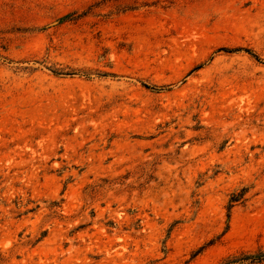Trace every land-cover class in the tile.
<instances>
[{"label":"rangeland","instance_id":"374dc122","mask_svg":"<svg viewBox=\"0 0 264 264\" xmlns=\"http://www.w3.org/2000/svg\"><path fill=\"white\" fill-rule=\"evenodd\" d=\"M261 254L264 0H0V264Z\"/></svg>","mask_w":264,"mask_h":264},{"label":"trees","instance_id":"16d2710c","mask_svg":"<svg viewBox=\"0 0 264 264\" xmlns=\"http://www.w3.org/2000/svg\"><path fill=\"white\" fill-rule=\"evenodd\" d=\"M245 192H246V189L245 188H241V190L237 194L232 195L230 197V199H229V203H230L229 207H231L234 202L242 199ZM244 260H248L250 262L261 261V260H264V254L257 255V256H254V257L253 256H248V257H244L242 259H235V260H232L231 262L225 263V264H237L238 262H242Z\"/></svg>","mask_w":264,"mask_h":264}]
</instances>
